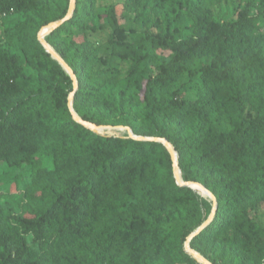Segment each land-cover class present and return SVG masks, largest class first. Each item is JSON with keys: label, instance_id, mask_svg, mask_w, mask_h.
Listing matches in <instances>:
<instances>
[{"label": "trees", "instance_id": "16d2710c", "mask_svg": "<svg viewBox=\"0 0 264 264\" xmlns=\"http://www.w3.org/2000/svg\"><path fill=\"white\" fill-rule=\"evenodd\" d=\"M35 1L0 0V15L31 10ZM240 1L234 18L216 20L213 0H124L134 21L156 28L130 41L109 16L111 56L131 61L124 76L106 58V68L93 70L98 56L87 33L98 29L97 0H75L72 15L45 36L74 72L72 107L83 120L126 125L137 134L132 108L111 116L89 104L90 98L118 104L130 97L136 105L157 99L156 113L184 123L173 143L181 178L200 182L216 198L212 220L189 243L194 249L208 238L244 243L256 234L249 211L264 204V0ZM68 4L56 0L40 26L64 17ZM28 63L34 71L0 48V163L8 164L0 189L40 192L42 201L28 216L0 214V264H126L148 247L181 248L207 218L211 201L176 183L163 144L101 135L75 121L67 100L73 80L43 47ZM184 74L197 78L193 98L174 88ZM201 164L223 181L205 183ZM163 176L171 192L162 197L156 187ZM162 201L171 214L163 207L167 216L158 219L155 206ZM125 209L129 215L114 218ZM197 250L213 264H231V256L221 263Z\"/></svg>", "mask_w": 264, "mask_h": 264}, {"label": "rangeland", "instance_id": "374dc122", "mask_svg": "<svg viewBox=\"0 0 264 264\" xmlns=\"http://www.w3.org/2000/svg\"><path fill=\"white\" fill-rule=\"evenodd\" d=\"M55 1L56 0H36L35 5L31 10L15 12L9 15H0V48L17 53L27 71L35 70L33 65L28 62L31 58H35L40 52V47H43L37 38V33L42 27L40 26V22L46 17L47 11L52 7ZM123 1L124 0H97L93 7L94 11L98 13L94 18L98 25V29L94 32L87 33L89 45L96 48L98 56L93 65V70H96L97 68H106L108 65L104 62V59L106 58L110 61L109 65L114 66L120 75L124 76L131 63L129 59L121 61L111 56L114 38L112 33L114 26L109 19L111 14H114L116 17L117 25L124 27L126 30L127 40H134L136 37L140 36L145 29L149 32L156 31L155 27H146L139 22L134 21L132 19L133 13L124 8V5L122 4ZM241 3L240 0H213V17L216 20L234 18L236 10ZM46 35L47 34H44V37ZM155 52L157 54L167 55L169 51L157 48L155 49ZM198 66L199 64L195 65V67ZM146 76L147 74L143 73L141 77L145 78ZM196 81V77L190 78V76L184 74L175 83L174 88L181 97L193 98ZM139 92L141 96L143 90L141 89ZM156 103L157 99H153L148 103L142 102L136 105L134 99L130 97H126L123 102L118 104L109 101L100 104L99 102L93 101L91 98L89 99L91 111L107 113L111 116L114 115L117 110L127 111L129 108H132V114L135 116L139 126L138 135L157 136L153 133L159 130L162 133V136L165 137L174 148L173 143L179 142L184 134V123L179 122L178 120L170 122L162 118L161 114L154 111ZM148 113L150 114L149 118L151 119L143 120L142 116ZM97 133L101 135H112L115 137L128 136L125 130L113 127L101 128ZM40 158L45 164L51 165L50 158L44 155H40ZM6 167H8L7 163H0V173L1 170ZM198 172L204 177L205 183L207 184L220 183L223 181V176L218 172L211 170L206 164L199 165ZM3 182V179H0V188L3 185ZM156 188L161 196H165L168 191L171 192L166 176L162 177ZM41 196L42 193L40 192H36L30 196L23 189H12L10 192L8 190L0 189V214L5 220H11L22 215L28 216L34 210L35 205L42 201ZM210 201L211 200L209 199V202ZM134 204L135 203H132L130 207H135ZM163 207H166L168 213L171 214V208L168 207L167 203L163 201L161 203H156L155 208L158 210H155L154 214L158 219L167 216L164 214V211H161ZM201 207L202 210H204L205 204L202 203ZM129 214L130 211L128 209L121 210L114 214V218H123L125 215ZM248 218L250 220V228L251 230H254L256 234L252 233L244 243L231 244L215 238H208L206 240H199L196 245L197 249L202 248L206 254L218 259L221 263L226 261L227 256H231V264H264V204L260 205L256 210H250ZM126 264L202 263L193 258L189 253L185 252L183 243V246L174 252H169L164 247L156 249L149 247L145 248L139 251V257L137 259L134 261H128Z\"/></svg>", "mask_w": 264, "mask_h": 264}, {"label": "water", "instance_id": "95a60500", "mask_svg": "<svg viewBox=\"0 0 264 264\" xmlns=\"http://www.w3.org/2000/svg\"><path fill=\"white\" fill-rule=\"evenodd\" d=\"M74 5H75V0H69V4H68V9L66 14L64 15V17L49 22L47 25L42 26L37 33V38L40 41V43L42 44V46L44 47V49L51 55L52 58H54L55 60L58 61V63L61 65V67L65 70V72L70 76V78L73 80V84H74V89L69 93L68 95V106L70 109V112L72 114V117L75 121H77L78 123L82 124L83 126L97 132L99 131V129L101 128H122L125 129L128 133L129 137H132L134 139L137 140H145V141H155V142H159L161 144L164 145V147L168 150V152L170 153L171 159H172V167H173V176L176 180V183L178 185L181 186H186V187H192V185H198L202 188V190L210 197L211 201H212V207L210 210V213L208 214L207 218L193 231L191 232L185 239L184 241V249L187 253H189L193 258H195L196 260H198L199 262H201L202 264H213L209 259H207L205 256H203L200 252H198L197 250H195L194 248L190 247V241L192 240V238L198 234L206 225H208L210 223V221L212 220L214 214H215V210H216V198L214 196V194L207 189L203 184H201L200 182H196V181H190V180H182L181 176H180V169L178 168V164H177V153L174 150L172 144L163 136H149V135H138L135 134L132 129L129 126L126 125H120V126H104V125H97L96 123L93 122H89L86 120H83L73 109L72 107V102H73V95H74V91L77 88V80L76 77L74 75L73 70L70 68V66L63 60V58L53 49V47L46 41L45 37L42 35L43 34V30L46 26H49L50 31H52L54 28L58 27L61 23H63L65 20H67L71 15H72V11L74 9Z\"/></svg>", "mask_w": 264, "mask_h": 264}, {"label": "bare ground", "instance_id": "6f19581e", "mask_svg": "<svg viewBox=\"0 0 264 264\" xmlns=\"http://www.w3.org/2000/svg\"><path fill=\"white\" fill-rule=\"evenodd\" d=\"M48 32H50V28H49V26H46L45 28H44V30H43V36H44V34H48ZM120 130H125V129H122V128H120ZM126 131V130H125ZM127 132V131H126ZM128 134V133H127ZM181 173V172H180ZM181 176V175H180ZM182 179V178H181ZM192 189H193V191L198 195V196H200V197H202V198H204V199H210V197L207 195V194H205V192L202 190V188L200 187V186H198V185H192V187H191ZM211 200V199H210Z\"/></svg>", "mask_w": 264, "mask_h": 264}]
</instances>
